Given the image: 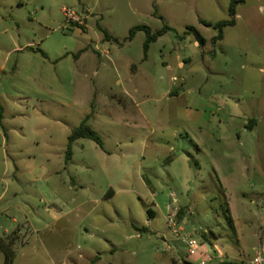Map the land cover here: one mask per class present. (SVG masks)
<instances>
[{"label": "rangeland", "instance_id": "1", "mask_svg": "<svg viewBox=\"0 0 264 264\" xmlns=\"http://www.w3.org/2000/svg\"><path fill=\"white\" fill-rule=\"evenodd\" d=\"M232 1L0 0V236L20 232L12 264H194L189 236L242 246L250 264L264 232V0L238 5L217 41ZM137 26L170 30L146 52ZM88 115L104 149L79 139L58 175ZM41 166L75 208L62 230Z\"/></svg>", "mask_w": 264, "mask_h": 264}, {"label": "crops", "instance_id": "2", "mask_svg": "<svg viewBox=\"0 0 264 264\" xmlns=\"http://www.w3.org/2000/svg\"><path fill=\"white\" fill-rule=\"evenodd\" d=\"M87 10H89V9H87ZM195 44H196V46H199V42L197 40H196ZM86 118H89V115ZM77 141H75V143ZM71 162H72V159L69 162L66 161V155H65L64 165L62 167H60L59 169H57L56 173L59 175V173L61 172V169H67L69 163H71ZM41 168H42V170H41L42 174L40 176V180L38 181V183L40 184L39 187H40L41 192L43 194L47 193V195H45V197H44L45 199H43V200L45 203H48L49 206H51L50 208L47 207V209L50 211V213L53 216L52 222L54 223V226L57 228L61 227V230H62L63 226L62 225L59 226V224H62V222H64L65 219L69 215H71V213L73 211H75V208L74 209L69 208L67 203L61 197H59L56 190H53L50 187H46L44 184H42V179L45 178L49 174V171L44 166H41ZM212 168H213L214 172L216 173V176L219 178V174H218L216 167L214 165H212ZM191 169L192 168L189 164L188 170H187V178L193 177L190 174ZM169 177L171 180H174V175L169 174ZM200 181H202V180H200ZM73 188H75V187H73ZM112 194L113 193L111 192V195ZM89 201H90V199L88 198V200L86 202H81L77 206V209H80L82 205H84L85 203H87ZM76 202H77V200L72 201V203H76ZM180 210H183V208H180ZM0 217H1V215H0ZM12 222H13V224H17V223H19V219L14 217ZM12 230H14V228H12L10 230L5 229V234L10 236V234H11L10 232ZM261 230H262V228H261ZM19 233H15L17 236L16 243L20 239ZM250 236H251V234H249V236H246V239H248V237H250ZM255 236H257V235H255ZM2 238L4 239V238H6V236H0V239H2ZM258 238H259V243L257 246L253 247L255 255H254V259L250 262V264H255L254 260L257 257L259 249H261V251H262V255H261L262 261H263L262 264H264V232H263V234L258 235ZM215 240H216V237H212L210 239H208V238L204 239L203 238V239L199 240V242L202 244L201 252H207L212 256V261L210 264H245V262L247 261V257H246L247 254L245 252L246 249H244L242 246H240V248H237L233 245L223 247V246L219 245ZM241 240H239V242ZM192 258L194 259V262H193L194 264H199L200 260H201V253H198L196 256H193ZM174 261L176 262V260H174Z\"/></svg>", "mask_w": 264, "mask_h": 264}, {"label": "trees", "instance_id": "3", "mask_svg": "<svg viewBox=\"0 0 264 264\" xmlns=\"http://www.w3.org/2000/svg\"><path fill=\"white\" fill-rule=\"evenodd\" d=\"M247 0H233L229 9L230 19L221 21L217 23L214 28L219 31V35L216 40L220 41L223 39L224 29L227 27H233L236 25V16H237V6L240 4H244ZM207 26H211V24L204 22ZM143 30L147 34V40L145 42V51L147 52L150 44L156 42L159 37H161L164 33L170 30L169 27L165 26L161 31L153 33L152 30L147 26H137L131 30V36H133L137 31ZM194 31L196 35L197 41L200 43V46L205 45V39L202 35L197 32L195 29H191ZM89 118H86L82 124L74 129L68 137V146L66 150V161L69 162L73 156V144L75 141L79 139H89L94 141L100 148L104 149V140L99 135V133L94 130V128L88 124ZM145 230V229H143ZM17 241L16 234L10 235L7 238L0 239V251L5 256V264H12L15 258V250L14 246Z\"/></svg>", "mask_w": 264, "mask_h": 264}, {"label": "built area", "instance_id": "4", "mask_svg": "<svg viewBox=\"0 0 264 264\" xmlns=\"http://www.w3.org/2000/svg\"><path fill=\"white\" fill-rule=\"evenodd\" d=\"M63 14L65 16L66 22L70 24H77L78 26H86V20L85 18L75 12L72 9H63ZM170 226L173 229V232L177 234L176 230L174 229L173 223L170 222ZM177 236V235H176ZM184 242L187 244L189 255L190 256H196L198 253H201V260L199 264H210L212 261V256L207 252H201L202 244L199 242V240L189 236L187 239L184 240ZM262 251L259 249L257 257L254 260L255 264H262Z\"/></svg>", "mask_w": 264, "mask_h": 264}]
</instances>
